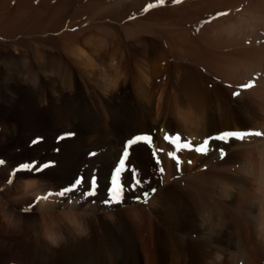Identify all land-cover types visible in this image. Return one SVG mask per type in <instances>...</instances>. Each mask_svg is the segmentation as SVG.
<instances>
[{
  "label": "rangeland",
  "instance_id": "374dc122",
  "mask_svg": "<svg viewBox=\"0 0 264 264\" xmlns=\"http://www.w3.org/2000/svg\"><path fill=\"white\" fill-rule=\"evenodd\" d=\"M121 1L71 0L56 28L34 32L17 30L10 34V31H6L12 29V25L7 18L10 20V15L16 10L27 9V16H32L34 9L47 11L48 4L56 8L60 1L0 0V161H3L0 163V201L4 204L0 202V264H153L154 248L149 244L151 231L148 221L151 219L153 225L163 229L169 226L166 224L164 227L163 218L151 206V201L165 190L174 188L175 184L171 183L183 174L184 168L192 171L190 167L194 163L193 167L205 165L202 160L197 161L201 159L198 156H202V153L206 155L212 143L221 144L219 149L224 150V154H220L218 160H213L212 171L207 170L211 177L214 175L219 179L229 175L240 178L250 188L258 186L255 177L264 175V127L252 128L250 124L246 125L247 121L244 123L263 113L261 102L264 99H260V104L252 93L262 89L264 98V69L258 70L253 66L258 63L253 58L255 53L251 55V52L253 49L257 52L264 46V23H259L260 16L254 19L250 17L252 9H256L258 1L261 3L262 0H238L236 3V0H220V6H209L214 9L210 10L208 3H205L197 11L194 4L204 0H184V3L179 0L177 4L176 0H164L163 3L160 0ZM232 1L233 4L230 3ZM228 2L237 7L230 5L229 9ZM173 7L180 8L182 13L175 14ZM242 10L246 15L241 14ZM234 11H237L236 14ZM236 23L245 24L243 28L249 30L247 36L243 35L244 39L207 36L206 31L213 28V24L215 29ZM250 25L252 29L255 28L252 30ZM231 43L240 51L237 52ZM207 49H213L220 56L224 54L219 60L228 56L230 61L235 57L237 60L227 63L222 59L221 64L220 61L212 63L204 56ZM234 54L235 57L232 56ZM45 64H53L57 68L44 72L39 65ZM247 68H251V73L245 71ZM244 72L248 75L247 79ZM34 74L39 78L36 84L30 83ZM237 75L241 81L242 78L245 81L234 80ZM250 90L252 93L249 94ZM34 97L33 106L31 102ZM243 109L246 111L242 113ZM56 110L64 117H57ZM23 119H27L32 126L26 127ZM226 121L232 127L237 125L241 128L224 132L248 134L242 138H225V141L209 139L223 133L220 130ZM218 130L220 133L211 134ZM67 133L74 135L57 143V138ZM148 134H151V139L139 141L132 147L128 144L129 139ZM166 135L169 136L167 141L164 139ZM38 138L42 140L38 141ZM239 144L253 150L252 153L245 151L246 148H235ZM56 148H59L58 153L54 151ZM125 151H128L127 157L123 155ZM209 158L212 159L211 156ZM121 159L125 162L120 173L121 183L126 185L129 181L140 180L143 187L125 191L122 202L106 204L104 201L108 199L110 179L115 169L120 167ZM49 162L51 166L41 172L24 168ZM243 163L246 171L239 173ZM93 172L99 184L94 196L86 197L84 187L63 197L57 194L70 186L74 179L80 176L87 178ZM32 180L49 185L35 196L20 187L22 183ZM212 184L209 187L215 191ZM178 186L175 185L177 194L184 196V184L183 189L181 185ZM152 189L156 191L152 192ZM144 192H148L147 197ZM42 201L48 205L40 206ZM184 206L179 210L189 212L187 205ZM136 209L142 210L148 226L144 224L137 228L132 214L137 212ZM177 227L171 228L172 231L181 234L182 225ZM218 238L216 235L210 239L212 245L206 246V253L223 255V252H229L230 242ZM192 241L195 243L196 238L193 237ZM176 246L171 244L174 249L170 252L168 264L187 263L178 254L179 247ZM263 250L264 245L263 258L255 259L253 264H264ZM154 252H157L156 249ZM245 257L243 255L238 264H245ZM157 264L165 262L159 260Z\"/></svg>",
  "mask_w": 264,
  "mask_h": 264
},
{
  "label": "bare ground",
  "instance_id": "6f19581e",
  "mask_svg": "<svg viewBox=\"0 0 264 264\" xmlns=\"http://www.w3.org/2000/svg\"><path fill=\"white\" fill-rule=\"evenodd\" d=\"M32 1V0H31ZM43 1V0H42ZM51 1V0H50ZM60 3L55 6L56 8H52L50 7V5L48 4V8L49 10L47 9L46 10H41V9H37L35 10L34 9V12L31 13L32 16H27L26 12L28 11L27 9H24L22 6L23 9H18L16 10V12H14V14L11 16L10 15V20H8L7 18V21L9 23H11L12 25V29L9 28V30L7 29V33H9L8 31H10V34L15 33V31H27V30H30V32H34V31H41V30H48V29H53V28H56L58 25H60L61 22H59V20L62 19V16L65 15L64 13L66 12L65 11V7L67 5V3H69L68 1H71V0H59ZM118 0H116V3H117ZM121 1V0H120ZM126 2L128 0H125ZM130 1V0H129ZM128 1V3H129ZM135 1V0H133ZM132 1V3H133ZM186 1V0H185ZM183 0V3L185 2ZM188 1V0H187ZM186 1V2H187ZM222 1H225V0H222ZM227 1H230V0H227ZM226 1V2H227ZM238 0L235 1V3L237 2ZM243 1V0H242ZM241 1V4H243ZM250 1V0H249ZM248 1V2H249ZM115 2V1H114ZM137 2V1H136ZM175 2V1H173ZM172 2V3H173ZM220 0H204V2H201L199 3H196L194 4V7L196 8V11L200 8V5L202 4H207L208 3V8H210L209 6H215L217 4H219L220 6ZM247 2V1H245ZM255 2H257L255 0ZM259 4L258 7L256 9H252V11L250 12V17H252L253 19L256 18V16H260V24L261 22L264 23V0H262V2L260 3V1H258ZM29 3V1H28ZM27 3V4H28ZM32 3V2H31ZM74 3V1H73ZM72 3V4H73ZM115 3V4H116ZM122 3V1H121ZM124 3V2H123ZM122 3V4H123ZM131 3V2H130ZM131 3V4H132ZM143 3V2H142ZM171 3V4H172ZM189 3V2H188ZM230 3H234L233 1L230 2ZM252 3V1H251ZM250 3V4H251ZM22 4V3H21ZM25 4V3H24ZM39 4V3H38ZM45 4V3H44ZM177 4V2H176ZM182 4V3H181ZM224 4V2L222 3V5ZM230 4V5H232ZM20 5V4H19ZM43 5V4H42ZM118 5L120 6L121 4L118 3ZM175 5V4H174ZM191 5V4H190ZM189 5V6H190ZM228 5H229V2H228ZM227 6L228 8L230 7ZM235 5V4H234ZM240 5V3H239ZM254 5V4H253ZM252 5V7H253ZM30 6V5H29ZM28 6V7H29ZM32 6V5H31ZM30 6V7H31ZM39 6V5H38ZM72 6V5H71ZM74 6V4H73ZM76 6V5H75ZM113 6V5H112ZM115 6V5H114ZM124 6V5H122ZM138 6V5H137ZM177 6V5H176ZM175 6V7H176ZM180 6V4H179ZM178 6V7H179ZM188 6V7H189ZM226 6V5H224ZM233 6V5H232ZM231 6V7H232ZM237 7V5H235ZM235 6H233L235 8ZM241 6V5H240ZM239 6V7H240ZM20 7V6H19ZM40 7V6H39ZM38 7V8H39ZM46 7V8H47ZM118 7V6H117ZM139 7V6H138ZM182 7H183V4H182ZM256 7V6H255ZM18 8V6H17ZM16 8V9H17ZM27 8V6L25 7ZM32 8V7H31ZM42 8V7H41ZM67 9L69 7H66ZM73 8V7H71ZM113 8V7H112ZM122 8V7H121ZM141 8V7H139ZM174 8V7H173ZM181 8V6H180ZM179 8V9H180ZM185 8V7H184ZM183 8V9H184ZM205 8V7H204ZM203 8V9H204ZM207 8V6H206ZM207 8V9H208ZM225 8V7H224ZM33 9V8H32ZM109 9V8H108ZM111 9V8H110ZM109 9V10H110ZM118 9V8H117ZM178 8H174L173 11L176 13H182V10H179ZM211 9H214V8H210ZM217 9V8H216ZM230 9V8H229ZM247 9V8H246ZM251 9V5H250V8ZM248 9V11H249ZM14 10V9H13ZM27 10V11H26ZM82 10V8H81ZM31 11V10H30ZM72 11V10H71ZM86 11V9H85ZM108 11V10H107ZM165 11V10H164ZM172 11V12H173ZM184 11V10H183ZM195 11V12H196ZM205 11V10H204ZM203 11V12H204ZM222 11V9H221ZM226 11V10H225ZM224 11V12H225ZM243 11V10H242ZM32 12V11H31ZM78 12V11H77ZM84 12V11H82ZM112 12V10H111ZM115 10H114V14H115ZM123 12V11H122ZM159 12V11H158ZM158 12L155 14L157 15ZM170 12V11H169ZM210 12V11H209ZM228 12V11H227ZM230 12V11H229ZM228 12V13H229ZM237 12V11H236ZM236 12L234 11V14H236ZM247 12V11H246ZM7 14L11 13V12H6ZM29 13V12H28ZM69 13V12H68ZM125 13V12H124ZM171 13V12H170ZM188 13V16L189 17V11L187 12ZM186 13V14H187ZM194 13V12H193ZM205 13V12H204ZM218 13V11H216V14ZM232 13V12H231ZM245 11H243V13L241 12V14H244ZM77 14H80V13H77ZM83 14V13H82ZM118 14V13H117ZM123 14V13H122ZM166 14V13H165ZM172 14V13H171ZM200 14V13H199ZM240 14V12H239ZM6 15V14H5ZM4 15V16H5ZM69 15V14H68ZM191 15V14H190ZM212 15V14H211ZM214 15H215V12H214ZM232 16V14H230ZM246 15V13H245ZM244 15V16H245ZM67 16V15H66ZM196 16V15H195ZM229 16V15H228ZM236 16V15H234ZM249 16V15H248ZM7 17V16H6ZM61 17V18H60ZM170 17H173V16H170ZM182 17V16H181ZM186 17V18H187ZM191 17V16H190ZM201 17V16H199ZM241 17H243V15H241ZM4 18V17H3ZM79 18V17H78ZM179 18V17H178ZM185 18V17H184ZM183 18V19H184ZM185 18V19H186ZM194 18V17H193ZM192 18V19H193ZM202 18V17H201ZM249 20V22L251 21V19ZM6 19V18H5ZM4 19V20H5ZM248 19V17H247ZM246 19V20H247ZM259 19V17H258ZM2 20V19H1ZM66 20V18H65ZM195 20V19H194ZM199 20V18H198ZM227 20V19H226ZM230 20V18L228 19ZM239 20V19H238ZM245 20V19H244ZM257 20V19H256ZM255 20V22H256ZM180 21V20H179ZM182 21V19H181ZM184 21V20H183ZM233 21V20H232ZM231 22H228L229 23H232ZM3 22V21H2ZM8 22H6L8 24ZM244 22V21H243ZM254 22V21H253ZM255 22L253 23L255 26ZM1 23V22H0ZM190 23V22H188ZM195 23V22H194ZM252 23V22H251ZM250 23V24H251ZM3 24V23H2ZM6 24V25H7ZM218 24V23H217ZM216 24V26H218ZM222 24V23H221ZM227 24V25H228ZM246 24L249 25L248 22H246ZM224 25V24H223ZM244 26H246L245 24H242ZM241 25V23H236V25H231L230 27H221V28H214V24H213V28H209L210 30L208 29H205V30H208L206 31L207 32V36L208 37H214V36H217V35H222V36H226V38L228 39H231L233 36L240 39L241 37H243L244 39V34L246 35L249 31V30H246L245 28H243V26ZM263 27H264V24H262ZM9 26V24H8ZM182 26V25H181ZM220 26V25H219ZM225 26V25H224ZM10 27V26H9ZM187 27V26H186ZM252 27H254L252 25ZM257 27V26H256ZM206 28H208L206 26ZM251 28V25L250 27ZM247 28V29H249ZM255 28V27H254ZM253 28V29H254ZM252 29V28H251ZM250 29V30H251ZM252 29V30H253ZM251 30V32H252ZM262 30V29H261ZM261 30H258V31H261ZM264 30V28H263ZM12 31V32H11ZM19 31V32H20ZM186 31V30H185ZM189 31V30H188ZM188 31L186 33H188ZM23 32V31H22ZM29 32V31H28ZM246 32V33H245ZM257 32V31H256ZM262 32V31H261ZM5 33V32H4ZM180 33V32H179ZM203 33V32H202ZM249 34H252V33H249ZM184 35V34H183ZM188 36V35H187ZM207 36H205L204 34V37L207 38ZM247 36V35H246ZM245 36V37H246ZM252 36V35H251ZM263 36V35H262ZM262 36H258V37H262ZM183 37V36H181ZM249 37V36H248ZM257 37V36H256ZM257 37V38H258ZM203 38V37H201ZM184 39V37H183ZM186 39V38H185ZM184 39V40H185ZM219 40V38H217ZM225 39V38H224ZM234 39V38H233ZM237 39V40H238ZM252 39V38H251ZM262 39V38H261ZM264 39V37H263ZM180 40V39H179ZM178 40V41H179ZM184 40H181L184 41ZM190 40V38H189ZM198 40V39H197ZM232 40V39H231ZM236 40V41H237ZM196 41V40H194ZM202 41V40H201ZM206 41V40H205ZM214 41V40H213ZM247 41V39L245 40ZM257 41V40H256ZM186 42V41H185ZM188 42V41H187ZM190 42V41H189ZM199 42V41H198ZM230 42V41H229ZM234 42V41H233ZM243 42V41H242ZM241 42V43H242ZM197 43V41H196ZM204 43V41H203ZM238 43V41H237ZM180 44V43H179ZM195 44V43H194ZM211 44V43H210ZM228 44V43H227ZM233 45V43H231ZM245 44V43H244ZM178 44H176L177 46ZM196 45V44H195ZM217 45V44H216ZM231 45V46H232ZM238 45V44H237ZM240 45V44H239ZM242 45V44H241ZM212 46V45H211ZM230 46V45H229ZM234 46V45H233ZM232 46V47H233ZM188 47V46H187ZM225 47V46H224ZM228 47V46H227ZM231 47V48H232ZM176 48V47H175ZM186 48V47H185ZM196 48V46H195ZM217 48V46H216ZM230 48V49H231ZM240 48V47H239ZM238 48V49H239ZM215 49V48H214ZM222 49V48H221ZM220 49V50H221ZM229 49V48H228ZM234 49H235V46H234ZM241 49V48H240ZM253 49V48H252ZM258 49V48H256ZM255 49V50H256ZM217 50V49H215ZM219 50V51H220ZM236 50V49H235ZM183 51V50H182ZM228 51V50H227ZM237 52L240 51V50H236ZM254 49L252 50V54L253 55L255 53V55L253 56V58L256 59L255 63H258V64H253L254 67H256L258 70L260 69H264V46L261 47V49H258L257 52H253ZM184 52V51H183ZM230 52V50H229ZM223 53V52H222ZM234 52H232L233 54ZM205 57H207L208 61L212 62V63H215L216 62L218 63L220 60L222 61L223 60H226L227 61H230V56L228 57H225V58H220L219 60V57L223 56V55H219L218 52L216 51H213V49L209 50L207 49L204 53ZM236 54V53H235ZM235 54L232 55L233 57H235ZM238 54V53H237ZM250 54V53H249ZM248 54V55H249ZM177 56V55H176ZM184 56V55H183ZM250 56V55H249ZM232 57V58H233ZM179 58V57H178ZM229 58V60H227ZM248 59V57H246ZM234 59V58H233ZM236 59V57H235ZM234 59V60H235ZM233 60V61H234ZM237 60V59H236ZM250 60V59H249ZM248 60V61H249ZM207 61V62H208ZM221 61L219 62L221 64ZM232 61V59H231ZM230 61V63H231ZM232 61V62H233ZM247 61V60H246ZM253 60H251L252 62ZM225 62V63H226ZM228 63V62H227ZM229 63V64H230ZM247 63V62H245ZM214 64V65H215ZM228 64V65H229ZM213 65V64H212ZM213 65V66H214ZM218 65V64H217ZM237 65V64H236ZM239 65V64H238ZM249 65V64H248ZM252 65V63L250 64V66ZM40 67V70H44L45 71H48L49 69H51L52 71H54V67L57 68L56 65H49V64H45V65H39ZM211 66V67H213ZM219 66V65H218ZM243 66V65H242ZM252 66V67H253ZM226 67H229L230 66H226ZM225 67V68H226ZM233 67V66H232ZM241 67V66H240ZM247 67V66H246ZM249 67V66H248ZM251 67V68H252ZM253 67V69H254ZM55 68V70H56ZM215 68V67H214ZM228 68V69H229ZM245 68V67H244ZM251 68H247L248 70L245 69V71H248L249 73H251ZM255 68V69H256ZM227 69V68H226ZM226 69L224 71H226ZM234 70L236 68H233ZM240 69V68H239ZM253 72H255V70H253ZM256 69V70H257ZM219 70V69H218ZM221 72L223 69H221ZM232 71V69H230ZM264 71V70H263ZM220 72V71H219ZM220 72V73H221ZM227 72V71H226ZM228 72H230L228 70ZM232 72H235V71H232ZM240 72V71H239ZM252 72V73H253ZM50 73V72H49ZM224 73V72H222ZM221 73V74H222ZM231 73V72H230ZM257 73V72H255ZM226 74V73H225ZM232 74V73H231ZM230 74V76H231ZM236 74V73H235ZM233 74V75H235ZM264 74V73H263ZM228 75V74H227ZM241 75V74H240ZM244 75H245V72H244ZM257 75V74H256ZM223 76H226V75H223ZM247 79L248 75L246 74L245 75ZM227 77V76H226ZM236 77V75L234 76ZM233 77V78H234ZM240 77V76H239ZM243 77V76H242ZM262 77V76H261ZM225 78V77H224ZM230 78V77H228ZM237 78H238V75H237ZM235 78L234 80H239L240 78ZM251 78V77H250ZM38 75L34 74L33 76L31 75V82H34L35 84L38 82ZM232 79V78H231ZM262 79V78H261ZM29 80V81H30ZM230 80V79H229ZM244 79L242 78V81ZM231 81V80H230ZM241 81V79L239 80ZM241 81V82H242ZM245 81V80H244ZM251 81V80H250ZM262 81V80H261ZM243 83V82H242ZM241 83V84H242ZM259 85L261 84L260 81L258 82ZM33 84V83H32ZM237 84V83H236ZM247 84V83H246ZM245 85V84H244ZM243 86V85H242ZM256 88H258L257 86H255ZM256 88H252V89H256ZM261 88V87H260ZM263 88V87H262ZM37 89V88H36ZM251 89V88H249ZM259 89V88H258ZM264 89V88H263ZM257 91V89H256ZM254 92L252 93V91H248V93H252L256 96V99L258 100L257 102H261L260 99H264L262 98V89L258 90L257 92ZM39 92V91H38ZM40 93V92H39ZM244 94H245V91H244ZM251 94V97H253V95ZM38 95V94H36ZM35 95V96H36ZM41 95V94H40ZM248 94H246L247 96ZM37 97V96H36ZM243 98V96H242ZM254 98V97H253ZM35 99V97L32 99V102L31 104L34 106V103H33V100ZM255 99V98H254ZM243 100V99H242ZM241 100V101H242ZM251 102V101H250ZM253 102V101H252ZM251 102V103H252ZM259 102V103H260ZM255 103V102H254ZM258 103V104H259ZM262 105H261V111L263 113H261L260 116H256L255 118H249V120H245L244 123L246 122L248 124H250L251 126H253L252 128H259V127H264V102H261ZM260 103V104H261ZM247 104V103H246ZM250 104V103H248ZM260 106V105H259ZM260 108V107H259ZM133 110V109H132ZM259 110V109H258ZM257 110V111H258ZM242 110H237V112H240ZM246 111L243 109L242 113ZM254 111V110H253ZM57 114L56 116L57 117H64V114L61 113L60 111H57ZM236 112V114H237ZM256 112V111H255ZM132 113V112H131ZM249 113V112H248ZM67 114V113H66ZM234 114V113H233ZM247 114V113H246ZM255 114V113H254ZM258 113H256L257 115ZM244 115V114H243ZM253 115V114H252ZM230 116V115H229ZM228 116V117H229ZM247 115H245L244 117H246ZM255 116V115H254ZM232 117V115H231ZM231 117H229L231 119ZM30 118V117H29ZM31 118H35V117H31ZM135 118V117H134ZM227 119V118H226ZM243 119V118H242ZM247 119V118H246ZM27 119H23V123H26V127L29 128V126H32L31 124H29L30 122H27L26 121ZM30 121H32L31 119H29ZM118 120V119H117ZM228 120V119H227ZM233 120H234V117H233ZM36 121V120H34ZM229 121V120H228ZM138 122V121H137ZM145 122V121H144ZM224 122V121H223ZM236 122V121H235ZM32 123V122H31ZM116 123V122H115ZM225 126L223 128H221L220 131L224 132L225 130H240L239 126L235 125V127L233 126L232 127V124L230 125L229 122H225L224 123ZM25 125V124H24ZM116 125V124H115ZM245 125V124H244ZM245 125V126H246ZM120 126V125H119ZM248 127V126H247ZM43 128V127H42ZM245 128V127H244ZM243 128V129H244ZM251 128V129H252ZM30 129H28L29 131ZM140 131V130H139ZM220 131H215L211 134H214V133H217L218 132L220 133ZM243 131V130H242ZM253 131V129H252ZM221 132V133H222ZM210 133V132H209ZM91 134V133H90ZM123 134V133H122ZM143 135V134H142ZM94 136V135H93ZM138 136V135H137ZM117 137V136H116ZM123 139L125 137V135L122 136ZM252 137V136H251ZM248 138V137H247ZM122 139V138H121ZM126 139V138H125ZM259 139V137H258ZM117 140V139H116ZM130 140V139H129ZM232 140V139H231ZM123 143V142H122ZM180 143V142H179ZM228 143V141H227ZM234 143V142H233ZM236 143H239V142H236ZM78 145V144H77ZM128 145V144H127ZM221 145V144H220ZM220 145L218 144H215V143H212L210 148H208L207 152H206V155H204L202 153V156H198L201 157V159H198L197 161L199 160H202L205 164V165H196L195 167H193V164L192 167H190V170L192 171H189L188 168H184L183 169V174L182 175H178L179 177L177 179L174 178V183H171V184H175L176 187H179L178 185H181L182 189H183V184H184V189L183 191L185 192L184 196L183 195H178L177 192H176V187L174 185V188L171 187L170 185V189H167L165 190V192H162V194H159L160 196H156V198L151 201V206L153 205V207L155 208V210H157L158 214L161 216V218H163V221L165 223V226L166 227V224L169 226L167 229H163L162 227L160 226H157V225H153V222H151V219L148 221V223H150L148 226V223L146 224L145 223V218H144V215H143V212L141 211H136L137 212H134L132 213L133 214V218L135 220V225H137V228H141L144 226V224L146 226H148L150 229V233H151V238H149V244L152 245V248H154L152 250V260H154V263L153 264H157V262L159 260H161L162 262H165V264H168L169 262V259L170 258V252L171 250H173L174 248L171 247V244L173 245H177L179 247L178 251H179V255L182 256V259L183 260H187V263L185 264H226L227 261L230 262V264H238V261L242 258L243 255H245L246 257V260H245V264H253L254 263V260L257 259V258H263L261 253H262V248H263V245H264V175L263 174H259V176L255 177L256 179V185L258 186H252V187H246V185H244L245 183L240 179V178H234V177H230L229 175H224L222 178H217L216 176H212L209 174V172L207 170H210L212 171L211 169L213 168V160H218V157H220V154H221V149L220 148ZM225 145V144H224ZM229 145V144H227ZM236 145V144H235ZM126 146V145H125ZM131 146V145H130ZM132 147V146H131ZM246 148L247 152H249L250 154L252 153L253 150H250L248 147L246 146H243L241 144H239V146H236L235 148ZM39 148V147H38ZM37 148V149H38ZM224 148V147H223ZM226 148V147H225ZM230 148V147H229ZM234 148V149H235ZM135 149V148H134ZM227 149V148H226ZM244 150V149H243ZM135 151V150H134ZM157 151V150H156ZM224 151V150H223ZM128 152V151H127ZM188 152V151H186ZM185 153V152H184ZM195 153V152H194ZM135 154V152L133 153ZM189 154V153H188ZM192 152L189 154L191 155ZM196 154V153H195ZM118 155V154H117ZM179 155V154H178ZM186 155V153H185ZM134 156V155H133ZM212 157L209 158V157ZM132 157V156H131ZM136 157V156H134ZM182 159V158H181ZM195 159V158H194ZM208 159V161H206ZM139 160V159H138ZM137 160V161H138ZM212 160V161H211ZM196 161V160H194ZM196 161V162H197ZM192 162V161H191ZM201 162V161H200ZM170 163V162H169ZM192 164V163H190ZM198 164V163H196ZM201 164V163H199ZM213 165V166H212ZM205 168H204V167ZM222 166V165H221ZM182 167V165H181ZM186 167V166H185ZM204 168V170H196V168ZM192 168V169H191ZM208 168V169H207ZM172 169V168H171ZM182 169V168H181ZM196 170V171H193ZM214 169V168H213ZM241 171L244 173L246 171L245 169V163H243V166H242V169L240 170L239 173H241ZM175 172V171H174ZM173 175V174H172ZM176 175V174H175ZM253 175V174H252ZM31 176V175H30ZM61 177V176H60ZM211 177V178H210ZM173 178V177H172ZM31 178H29L30 180ZM254 179V177H253ZM35 180V179H34ZM24 181L25 183H22V185L20 187H23V189H26L28 190V192L34 194L35 196L39 193H41L42 191L46 190L48 185L44 184L43 185V182H36V181ZM47 180V179H46ZM48 182V181H47ZM169 182V181H168ZM213 182V184H212ZM254 182V181H253ZM212 184V185H215V191H212V189L209 187V185ZM211 186V185H210ZM212 187V186H211ZM19 188V187H18ZM51 188V187H50ZM199 188V192L197 191V189ZM209 188L211 189V193L209 192ZM175 189V190H174ZM180 189V188H178ZM22 190V189H21ZM163 190V189H162ZM164 191V190H163ZM182 191V190H181ZM183 193V192H182ZM154 196V197H155ZM44 201V200H43ZM42 201V203H43ZM1 202V201H0ZM46 202V201H45ZM2 203V202H1ZM0 203V205H2ZM166 204L164 206V204ZM256 204V206H254ZM4 205V204H3ZM48 203H43L41 204L40 206L44 207V206H47ZM150 205V204H149ZM184 205H187V207L189 208V212H181V210H179L182 206ZM150 206V207H151ZM2 207V206H1ZM41 207V208H42ZM50 207V206H49ZM133 207V206H132ZM152 207V208H153ZM185 207V206H184ZM255 207V208H254ZM137 208V207H136ZM2 209V208H1ZM46 209V208H44ZM132 210V209H131ZM154 210V209H153ZM135 211V209H134ZM112 212V211H111ZM130 214V213H129ZM157 214V213H156ZM155 214V215H156ZM157 215V216H159ZM9 217V216H8ZM154 217V216H153ZM4 218H7V216H5ZM159 217H157L158 219ZM154 220V219H153ZM158 223V222H156ZM155 223V224H156ZM160 225V224H159ZM180 225H182V229L183 231H181L183 233V235L179 234V233H175L177 231H172L171 228L173 227H180ZM145 226V227H146ZM5 227V226H4ZM177 227V228H178ZM196 227V228H195ZM147 228V227H146ZM184 229H187V230H184ZM191 229V230H189ZM145 230V229H144ZM51 231V230H50ZM147 231V230H146ZM172 231V232H171ZM198 231V232H196ZM197 233V234H195ZM47 234V233H46ZM199 235V237H198ZM217 235V237H219L218 239H227L230 247H229V252H227V249H226V254H224L223 252V255H218L217 252H214L213 254H208L206 253L205 249H206V246L208 247L210 245V239L215 237ZM130 236V234H129ZM150 236V235H149ZM196 238V241L195 243H193L194 241H192V239ZM52 239V238H51ZM199 240V241H198ZM226 240V241H227ZM44 241V240H43ZM218 242V241H216ZM42 243V242H41ZM131 243H134L131 242ZM212 243V242H211ZM22 244V243H21ZM40 244V242L38 243ZM146 244V243H145ZM226 244V243H224ZM25 245V244H24ZM212 245V244H211ZM210 245V246H211ZM176 246V247H177ZM172 248V249H171ZM228 248V247H227ZM156 249L157 252H154V250ZM177 249V248H176ZM175 249V250H176ZM211 250V249H210ZM214 250V249H213ZM208 251V250H207ZM220 251V250H219ZM264 251V250H263ZM38 252V251H37ZM174 254V253H173ZM227 254L229 257H227ZM39 255V253H38ZM159 255V256H158ZM177 256V255H176ZM32 259V258H31ZM34 259V258H33ZM117 259V258H116ZM173 259V258H172ZM111 260V259H110ZM119 260V259H118ZM185 260V261H186ZM244 260V259H243ZM115 261V260H114ZM113 261V262H114ZM117 261V260H116ZM121 261V260H120ZM56 262V261H55ZM112 262V261H111ZM183 261H181L182 263ZM257 262V261H256ZM174 264V263H173Z\"/></svg>",
  "mask_w": 264,
  "mask_h": 264
},
{
  "label": "snow or ice",
  "instance_id": "6c2138e0",
  "mask_svg": "<svg viewBox=\"0 0 264 264\" xmlns=\"http://www.w3.org/2000/svg\"><path fill=\"white\" fill-rule=\"evenodd\" d=\"M160 2L163 3L164 0H160ZM176 2H179V0H176ZM149 7H152V6L149 5ZM234 95H239V93H234ZM247 134L248 133H246V132L226 131L217 137H210L209 139H214V140H218V141H225V138H231V137L242 138L243 136H245ZM72 135H74V133H67L64 136L58 137L57 143H59L60 140L67 139V138L71 137ZM256 135H260V133H256ZM145 139H151V134H148V136H139L138 135L134 139L129 140L128 144L129 145H135L137 142L143 141ZM164 139L166 141L169 140V136L166 135ZM40 140H42V138H38V141H40ZM207 142L208 141H205V143H207ZM54 151L58 153L59 148L54 149ZM196 151L199 152L200 149L197 148ZM223 154H224L223 150H221V155L223 156ZM123 155L125 157H127L128 152L125 151L123 153ZM169 156H172V153H169ZM0 163H3V161H0ZM119 163H120V167H117L115 169V174L112 175L111 179H110V186L107 189L108 199H106L104 201V203H106V204L111 203V202H118V203L122 202L121 198H122V195L125 191H127L129 189L135 191L137 186L143 187V184L140 180L129 181L126 185L122 184L121 178H120V173H121V170H122L125 162L123 159H121L119 161ZM157 163H159V161H157ZM177 163H179V161H177ZM189 163H191V161H189ZM50 166H51V162L46 163V164L41 165V166L30 165V166H27L24 168L29 170V171L41 172ZM160 171L162 172L163 169H160ZM144 183H147V182L145 181ZM79 187H84V189H85L84 195L86 197L94 196L96 194L98 188H99L98 177L95 174V172L90 174V176H88L87 178L84 176H80V177L74 179V181L72 182V184L70 186L63 188L57 194L59 196L63 197V196H66L70 192H74ZM155 191H156L155 189H152V192H155ZM143 194L145 197L148 196V192H144ZM50 195H51V193H49V196ZM45 199H47V197H45ZM137 199H139V198L137 197ZM144 202H147V200H145Z\"/></svg>",
  "mask_w": 264,
  "mask_h": 264
}]
</instances>
